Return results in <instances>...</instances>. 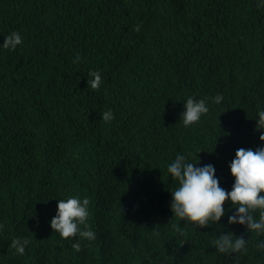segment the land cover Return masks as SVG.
<instances>
[{
	"label": "trees",
	"instance_id": "trees-1",
	"mask_svg": "<svg viewBox=\"0 0 264 264\" xmlns=\"http://www.w3.org/2000/svg\"><path fill=\"white\" fill-rule=\"evenodd\" d=\"M258 3L0 0V264H264L255 246L264 236L229 224L231 201L203 229L174 218L179 184L167 170L179 153L212 165L230 192L236 151L264 147ZM12 32L22 36L15 51L2 47ZM90 71L101 73L97 91ZM189 96L209 111L185 127ZM107 110L114 119L105 123ZM69 197L90 199L95 240L51 228L58 200ZM222 232L248 240L246 252L220 253ZM17 238L30 240L23 255L10 248Z\"/></svg>",
	"mask_w": 264,
	"mask_h": 264
},
{
	"label": "clouds",
	"instance_id": "clouds-1",
	"mask_svg": "<svg viewBox=\"0 0 264 264\" xmlns=\"http://www.w3.org/2000/svg\"><path fill=\"white\" fill-rule=\"evenodd\" d=\"M257 7H264V3H258ZM136 30L138 31L139 28ZM21 44V34L12 32L5 36L2 47L15 51ZM80 59V55L77 54L73 63H78ZM87 83L91 90H99L102 85L101 73L90 71ZM212 99L214 103L220 104L223 96L217 94ZM208 111L204 99L197 100L189 96L184 103L180 120L185 127H189L198 122ZM101 117L102 121L107 123L114 119V114L111 110H107L101 113ZM258 117L256 131L260 132L264 130V110L259 111ZM259 139L264 142V134H261ZM197 164L187 162L186 157L178 153L174 162L168 165V172L179 184L177 189L171 191L170 208L174 218L185 221L186 226L190 223L203 229L208 227L210 222L219 224L225 216L226 202L231 201L235 212L228 217L229 224L245 226L248 233L264 236V195H262L264 194V147H258L256 150L240 148L236 151L235 159L230 164V171L235 180L230 192L220 186L212 165L197 167ZM89 205V198H84L82 201L79 197L58 200L56 216L50 222L51 228L63 239L78 234L82 239L95 240L96 234L87 224ZM78 225H82L83 230ZM3 227L4 225L0 224V230ZM173 227L180 235L186 234L179 224H174ZM29 243V239H13L10 248L23 255ZM247 243L248 240L243 236L237 237L232 232L227 234L222 232L218 238H215L214 247L220 253L232 256L246 252ZM255 246L264 250V241ZM71 247L76 252L81 251L79 242L73 243Z\"/></svg>",
	"mask_w": 264,
	"mask_h": 264
}]
</instances>
